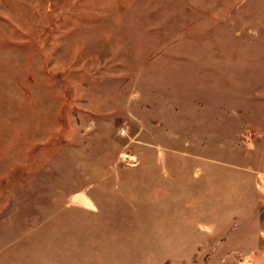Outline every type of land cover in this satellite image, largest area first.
Instances as JSON below:
<instances>
[{
  "label": "rangeland",
  "instance_id": "374dc122",
  "mask_svg": "<svg viewBox=\"0 0 264 264\" xmlns=\"http://www.w3.org/2000/svg\"><path fill=\"white\" fill-rule=\"evenodd\" d=\"M0 264H264V0H0Z\"/></svg>",
  "mask_w": 264,
  "mask_h": 264
},
{
  "label": "bare ground",
  "instance_id": "6f19581e",
  "mask_svg": "<svg viewBox=\"0 0 264 264\" xmlns=\"http://www.w3.org/2000/svg\"><path fill=\"white\" fill-rule=\"evenodd\" d=\"M256 257V256H255ZM257 258V257H256ZM258 258H259V256H258ZM255 260H258V259H255Z\"/></svg>",
  "mask_w": 264,
  "mask_h": 264
}]
</instances>
